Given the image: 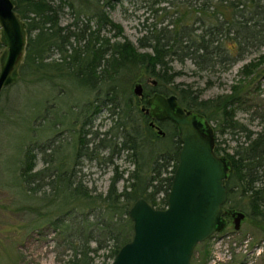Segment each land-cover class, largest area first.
<instances>
[{
	"label": "trees",
	"instance_id": "trees-1",
	"mask_svg": "<svg viewBox=\"0 0 264 264\" xmlns=\"http://www.w3.org/2000/svg\"><path fill=\"white\" fill-rule=\"evenodd\" d=\"M65 1L59 0L55 6L52 0H16V13L26 23L27 33L26 55L19 67V76L34 69L38 77H44L48 72L58 73L59 78H73L92 90L105 83L109 85L107 95L118 98L120 92L116 81L127 73L132 76L131 81L145 85L156 82L153 91H143V97L139 98L142 104L146 105L147 98L154 93L175 95L183 108L201 114L208 122L220 123V132L233 136L244 133L245 142L239 144L238 141L232 153L224 154L231 167L225 181L227 199L222 209L241 211L254 225L264 227V132L251 134L235 120L236 111L243 102V85L231 87L229 93L210 101H199L188 87L165 89V83L174 79L175 73L169 65L173 60L188 59L200 71L216 67L227 70L241 61L245 53L263 49L264 0H162L172 8L161 9L163 18L165 16L169 21L159 28L153 24L138 39V48L128 40L111 42L109 37L101 34L110 30L116 38L122 31L110 20L103 5L87 14L85 9L93 0L88 5L87 0L84 5L81 0H69L67 5L75 21L65 27L59 26ZM89 19H95L93 30L88 27ZM71 27L75 31H71ZM0 51H3L1 40ZM52 54L59 58L52 60ZM251 67L257 70L252 82L264 76V55ZM247 69L245 66L243 70ZM112 102L114 108L120 109V118L124 120L118 122L117 127L133 128L136 116L140 114L148 121L141 109L137 112L132 99L124 104V109L120 102ZM164 122L171 125L176 140L165 151L166 155L154 162L155 167L150 171L154 175L148 183L137 173H131L122 192L116 188L121 178L118 174L112 178L106 193L89 190L77 180L78 171L74 167L69 169L59 165L50 153H46L45 147L37 149L44 155L45 167L34 171V150L26 149L20 168L23 191L39 204L29 210L42 217L56 233L62 234L71 251L69 264H93L89 252L105 249L110 250L111 259H114L118 250L132 238L128 212L138 198L143 197L156 209L166 206L173 175L161 178L165 187L162 206L156 203L161 186H152L154 189L148 192L151 183L166 171L171 161L174 162L171 174L177 167L181 142L176 126L170 121ZM145 124L147 130H153L148 122ZM154 134L160 138L155 131ZM126 142L122 149L133 150L136 154L139 145L133 141L127 146ZM214 153L220 156L215 146ZM228 219L230 217L224 215L225 227ZM91 243L95 248L90 247Z\"/></svg>",
	"mask_w": 264,
	"mask_h": 264
},
{
	"label": "rangeland",
	"instance_id": "rangeland-1",
	"mask_svg": "<svg viewBox=\"0 0 264 264\" xmlns=\"http://www.w3.org/2000/svg\"><path fill=\"white\" fill-rule=\"evenodd\" d=\"M52 1L55 6L59 4V0ZM81 1L84 5L85 0ZM67 4L69 0L65 1L60 14L61 27L75 21ZM102 5L110 20L119 25L122 32L116 38L110 30L101 34L109 37L111 42L128 40L137 48L138 39L153 24L159 28L168 23L169 19L163 18L161 9H172L162 0H93L85 10L90 14ZM89 22L88 27L93 30L95 19H89ZM70 30L75 31V28ZM262 55L264 48L245 53L241 61L227 70L216 67L200 71L188 59L173 60L169 65L175 73L174 79L165 83V89L188 87L199 97V101H210L229 93L231 87L243 85V102L236 111L235 120L251 134L264 132V76L252 82L257 70L251 67ZM58 58L57 54L51 55L52 60ZM245 66H248L247 70H243ZM32 70L23 77L18 73L16 83L0 94V264H69L71 251L67 249L62 234L56 233L42 217L31 212L39 205L38 201L29 199L23 191L20 168L26 149L34 150V171L45 167L44 155L37 150L38 147H45L46 153H50L59 165H66L69 169L74 167L78 171L77 180L89 190L104 194L116 174L121 177L116 184L118 192L128 185L126 179L131 173H137L148 183L154 175L150 173L155 167L154 162L166 155L165 151L176 139L168 122L162 121L158 126L165 133L164 137L158 138L155 130H147L145 122L149 124L150 118L145 114L148 121L140 114L136 116L133 128L129 126L125 130L124 127H117V123L124 120L120 118V109L114 108L112 101L120 102L124 109V104L132 99L137 112L146 106L133 94V85L137 80L131 81L132 76L127 73L116 81L120 92L116 98L107 95L108 84H100L92 90L73 78L62 79L58 73L52 72L38 77ZM142 86L143 91L154 88L151 82ZM210 125L215 148L220 155L232 153L238 141L241 144L246 140L244 133L233 136L220 132L221 124L214 120ZM124 141H127V146L135 141L139 145L137 153L123 150ZM173 166L171 161L166 171L148 188L150 192L153 187L161 186L156 194L158 206L163 205L165 195L161 178L173 175ZM90 247L95 248V245L91 243ZM110 255L109 249L89 252L93 264H110L113 261ZM191 264H264V227L254 225L247 218L236 231L228 219L226 227L195 247Z\"/></svg>",
	"mask_w": 264,
	"mask_h": 264
},
{
	"label": "water",
	"instance_id": "water-1",
	"mask_svg": "<svg viewBox=\"0 0 264 264\" xmlns=\"http://www.w3.org/2000/svg\"><path fill=\"white\" fill-rule=\"evenodd\" d=\"M16 6V0H0V94L16 83L26 55V23L16 13ZM133 94L143 97L140 82L134 83ZM141 111L149 116V126L157 136L165 133L155 122L170 121L176 126L181 142L177 167L164 209L154 208L143 197L133 203L128 212L132 238L110 264H191L195 247L224 228V215L231 217L236 231L246 220L241 211L222 209L231 164L214 153L210 123L183 108L175 95L154 93Z\"/></svg>",
	"mask_w": 264,
	"mask_h": 264
},
{
	"label": "flooded vegetation",
	"instance_id": "flooded-vegetation-1",
	"mask_svg": "<svg viewBox=\"0 0 264 264\" xmlns=\"http://www.w3.org/2000/svg\"><path fill=\"white\" fill-rule=\"evenodd\" d=\"M145 114V113H144ZM146 115V114H145ZM158 122H155V125H157ZM153 130H155L154 128H152ZM215 146V145H214ZM220 156H223V155H220ZM230 217V216H229ZM230 220H231V223H232V219L230 217Z\"/></svg>",
	"mask_w": 264,
	"mask_h": 264
}]
</instances>
